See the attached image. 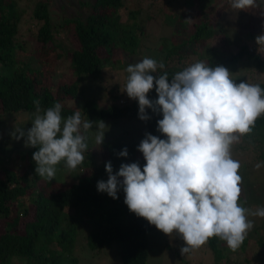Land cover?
<instances>
[{
    "label": "trees",
    "instance_id": "obj_1",
    "mask_svg": "<svg viewBox=\"0 0 264 264\" xmlns=\"http://www.w3.org/2000/svg\"><path fill=\"white\" fill-rule=\"evenodd\" d=\"M223 1L220 8L225 10L229 8V0ZM205 2L207 0H184L183 4L192 12L196 3L203 7ZM124 3V0H79L76 13L62 15V21L56 22L52 0H0V131L8 114H34V101H39L42 113L60 102L64 117L74 114L78 108L67 107L62 99L77 97L85 77L97 75L107 63L114 65L115 60L112 59L115 50L129 55L138 53L142 42V26L138 21L140 10L130 9L128 16L123 18ZM258 3L259 8L254 9L258 10V14H264V0H258ZM245 12L251 17L250 10ZM215 14L216 11L210 8L207 12H200L197 17L189 16L194 21V31L181 38L178 31L172 30L170 40L164 43V54L160 59H154L157 63H164V69L158 71L159 74L167 72L169 82L175 73L200 61L211 67H226L236 83L246 82L243 77L236 76L240 68L264 74V57L260 52L264 48L254 51L243 45L236 51L222 52L207 43L202 51L197 52L195 61L190 59L187 47L205 44L214 36L216 28L211 24V16ZM169 16L175 20L185 18L184 14L169 13ZM215 17L217 19V15ZM248 21L252 31L256 22ZM64 22L73 27L69 35L71 46L65 50L57 46L55 39V35L65 27ZM258 22L264 34V15ZM23 24H27L28 30L34 35L33 41L37 42L32 55L40 61L39 67L31 65L29 59L23 60L28 55V38L21 36ZM100 52L105 54L102 56ZM43 55L51 56L52 59L48 60L53 66L42 60ZM53 57L69 62L68 69L75 75L73 80L61 79L57 85H52L55 78L53 74L57 72ZM252 83L264 88V80L256 78ZM153 90L158 97L155 87ZM135 108V101L131 105L119 102V105L100 108L92 98L86 99L79 107L84 118L96 121L129 117L135 114ZM8 133L0 134V219L11 220L0 231V264H18L16 259L24 260L25 264H81L75 252L82 235L86 246L93 253L99 254L102 249L114 246L120 264H147L148 235L156 227L129 210L124 202L122 187L118 199L97 190L98 181H107L109 178L105 168L108 161H111L114 173L119 171L122 164L134 162L143 170L146 160L143 153L138 151L142 141L140 138L122 139L109 135L95 151L90 137L83 164L74 171L67 168L70 173L68 182L59 178L47 180L35 173L33 153L37 148L29 147L25 155L18 156L23 162L19 171H16L17 159H10L11 167L16 168L9 167L5 161L11 153L6 150L10 148L8 142L11 140L2 138ZM246 136L255 144L258 158L264 165V115L257 119L252 131ZM249 140L240 147L247 148ZM124 148L128 150L127 157L118 155ZM243 195L240 197V200L244 199L243 206L250 209L252 205L257 206L258 200L249 201ZM263 219L249 231L240 250L249 246L252 237H255L259 247L264 246ZM225 243L219 237L208 241L216 263L245 262L244 258L243 261L234 259L238 250L232 251ZM228 249L229 255L225 252ZM251 263V260L248 261V264Z\"/></svg>",
    "mask_w": 264,
    "mask_h": 264
},
{
    "label": "clouds",
    "instance_id": "obj_2",
    "mask_svg": "<svg viewBox=\"0 0 264 264\" xmlns=\"http://www.w3.org/2000/svg\"><path fill=\"white\" fill-rule=\"evenodd\" d=\"M259 6L258 0H229L233 12ZM256 43L259 50L264 48V34L256 37ZM164 67L147 57L128 65L123 91L138 100L141 120L151 119L147 109L162 112L157 130L167 138L146 133L138 146L146 160L143 170L134 162L122 164L114 173L108 161L109 178L98 181L97 190L118 199L122 187L131 212L169 236L175 232L182 237V255L213 237L236 251L254 226L249 216L264 217V207L253 210L241 205V164L232 156L233 145L264 115V88L236 83L226 67L202 61L175 73L171 82L167 72L159 74ZM154 87L155 101L148 98ZM34 104L32 126L27 131L17 128L13 135L24 138L26 147L38 149L33 160L40 177L53 180L61 162L76 170L85 160L90 136L96 145L104 142L108 126L103 120L90 121L79 108L64 117L60 102L43 113L39 101ZM118 155L127 157V148Z\"/></svg>",
    "mask_w": 264,
    "mask_h": 264
},
{
    "label": "rangeland",
    "instance_id": "obj_3",
    "mask_svg": "<svg viewBox=\"0 0 264 264\" xmlns=\"http://www.w3.org/2000/svg\"><path fill=\"white\" fill-rule=\"evenodd\" d=\"M78 1L79 0H52L55 21H62V15L76 13L77 10L75 8L76 6L78 7ZM124 2L125 8L122 9L123 18L128 16V11L130 9L140 10L138 21L142 26L140 32L142 42L138 48V53L136 55H129L122 54V52L120 53V51L115 50L112 59L115 60L114 65L107 63L97 75L85 77L82 81L78 96L75 98H63L62 102L67 107L79 108L83 105L86 99L92 98L100 108H106L112 104L119 105V102H125V104L131 105L132 102L135 101L136 111L134 115L104 120L108 126V129L105 132V138L112 135L122 139L139 140L138 138H140L143 140L145 139L146 133H151L152 135L158 136L160 139H166L167 137L157 130L158 120L163 118L162 112L157 113L153 112L152 109H147V113L151 119L148 121L141 120L139 118L138 100L129 98L127 93L123 91L128 76V73L126 72L127 66L141 62L145 57L156 60L160 59L165 52L166 46L164 43L166 40H170L169 38L172 30L178 31L180 38L183 37V35L192 33L194 31V21L192 17H197L200 12H207L210 8L216 11L215 16L217 15V19L215 16H211V24L216 28V31L214 36H212L205 44H198L192 48L187 47L189 57L192 61L197 59V52L202 51L204 45L207 43L222 52L228 50L236 51L243 45H247L250 50L253 49L254 51H258L259 47L256 43V37L263 34V30L260 27L258 20L264 14H258V10L250 9V17L249 14L243 10L233 12L230 7L222 10L220 7L224 3L223 0H207V2L203 4V7H201L199 3H196L192 7V12H190L188 8L186 9L183 4L184 0H124ZM169 13L176 15L184 14L186 19H172L171 16H169ZM189 16L192 17L188 18ZM248 20L256 22L252 31L250 30L251 25ZM64 25L65 27L63 26L62 30L55 35V39L57 46L65 50L71 46L69 35L70 32L73 31V27L70 26V24H67V22H64ZM21 36H24L25 39L28 38L26 44L28 55L27 58L23 60L29 59L31 65L34 67L41 66L40 61L32 55V49L37 46V42L33 41L34 35L28 30L27 24H23V33ZM21 36L20 39H22ZM175 38L180 40L179 37L175 36ZM260 52L264 57V50L263 52L262 50ZM104 54L105 52L101 53L102 56ZM48 59H52L50 55L42 56L43 61H47L50 66H53ZM62 59L54 58V66L57 72L53 74V77L55 78L53 80L54 84L52 83V85H57L61 79L73 80L75 78V75L70 73L68 69L69 62L66 59ZM60 75L61 77H59ZM236 76L243 77L249 83H252L256 78L264 80L263 73L260 74L253 70H245L244 68H240L236 73ZM148 98L153 101L158 99L153 89L148 93ZM33 119V114L30 115L26 112L8 114L4 118L5 123L3 122V129L0 131V134L9 132L6 135L11 133L13 136H2L3 139L8 138L11 140L8 142L10 148L6 149L11 153L7 156L5 163L11 167L10 159H17L16 163L18 167L16 171H19L23 165V162L18 158L25 155L26 150L29 147L25 146L24 138L17 140L13 133L17 128H24V130L27 131V129L32 126L31 123ZM90 121L96 122V120ZM93 131H96L95 123L93 124ZM16 135H18V133H16ZM240 139H242L241 142L239 141V143L233 145L232 156L241 164L239 174L242 177L241 188L242 193L244 194L243 197L249 201L258 200L257 206L254 207V205H252L251 207V209L255 210L258 207H264V165L258 158V151L255 150V144L253 141L249 140L246 135L242 136ZM246 140H249V145L247 148L242 149L240 145ZM91 142L93 149L97 151L99 145L94 143L93 138L91 139ZM15 146L18 148H15ZM257 164H260L261 167L257 168ZM11 168L16 167L13 166ZM67 171L65 163L61 162L57 165V171L54 178L70 182V173ZM243 200L244 199L240 200L242 206ZM262 218L264 217L249 216V219L253 222V228L256 226V223H261L260 219ZM10 220L11 219L9 218L3 221L0 219V231L3 230V225ZM20 221L18 222V225L21 224ZM260 233H262V231ZM257 234H259V232ZM148 243L149 257L147 264H219L216 263L214 253L208 247V242L202 247L193 249L182 255L181 248L185 246V242L182 237L175 232L169 236L156 228L149 233ZM226 244L227 243L224 245ZM77 245L75 255L79 258L81 264H120V258L115 252V248H113L114 246L102 249L99 254L93 253L86 246L84 235L78 239ZM225 252L229 255L230 249ZM243 258L245 259V262H243L244 264H248V261L250 260L252 261L251 264H264V246L259 247L255 237H252L249 246H247L245 250L238 249L234 256V259H239L241 261H243ZM16 262L18 264H25L24 260L16 259Z\"/></svg>",
    "mask_w": 264,
    "mask_h": 264
}]
</instances>
